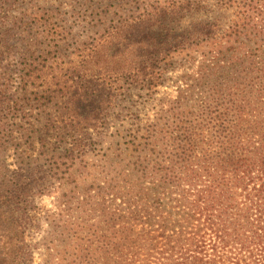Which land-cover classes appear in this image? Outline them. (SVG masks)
Returning <instances> with one entry per match:
<instances>
[{"label": "trees", "instance_id": "obj_1", "mask_svg": "<svg viewBox=\"0 0 264 264\" xmlns=\"http://www.w3.org/2000/svg\"><path fill=\"white\" fill-rule=\"evenodd\" d=\"M36 109L62 264H264V0H0V264L42 221Z\"/></svg>", "mask_w": 264, "mask_h": 264}, {"label": "rangeland", "instance_id": "obj_2", "mask_svg": "<svg viewBox=\"0 0 264 264\" xmlns=\"http://www.w3.org/2000/svg\"><path fill=\"white\" fill-rule=\"evenodd\" d=\"M191 65V62H188L181 68L177 67L178 70L168 75L166 84L160 87V91L156 95V101L152 102V104L142 106L144 109L141 112V119L146 121L149 118L153 119L160 108L158 106L159 103H162V100H168L171 96L174 97L178 94L179 89L185 86L191 79L190 74H193L198 69L199 63H196L194 66ZM48 112L51 115L54 109L50 108ZM35 114L39 117L36 119L37 124L35 125V147L29 148L28 150L25 144L19 148V152L16 151V148H13L8 157L9 167L12 171L16 170L20 163L25 160V168H28L30 173L33 174V181L39 191L35 204L38 207L36 210L38 212L37 215L42 221L38 228L32 230V234L28 235L27 245L29 247V255L24 260V264H62L61 261L64 260L63 253H61V242L55 240V231L57 230L55 226L56 222L61 220L62 196L66 193L67 184L62 185L61 180L56 181L52 185L47 183L45 175L42 172V166L46 163V158L40 149V142L44 140L47 147H50L56 142V136L58 135L54 133L55 129H53L55 119L51 120L53 124V127H51L48 125L50 119L46 120V111L36 109ZM22 155L24 158L21 157ZM58 227H61V222Z\"/></svg>", "mask_w": 264, "mask_h": 264}]
</instances>
